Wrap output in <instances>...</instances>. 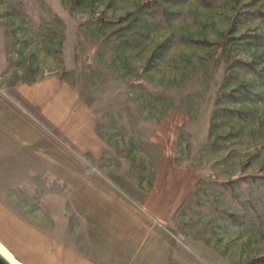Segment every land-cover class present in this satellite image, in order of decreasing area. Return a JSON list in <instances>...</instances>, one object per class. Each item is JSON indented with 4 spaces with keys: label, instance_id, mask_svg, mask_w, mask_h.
Masks as SVG:
<instances>
[{
    "label": "rangeland",
    "instance_id": "obj_1",
    "mask_svg": "<svg viewBox=\"0 0 264 264\" xmlns=\"http://www.w3.org/2000/svg\"><path fill=\"white\" fill-rule=\"evenodd\" d=\"M131 242L264 264V0H0L1 246L123 264Z\"/></svg>",
    "mask_w": 264,
    "mask_h": 264
},
{
    "label": "crops",
    "instance_id": "obj_2",
    "mask_svg": "<svg viewBox=\"0 0 264 264\" xmlns=\"http://www.w3.org/2000/svg\"><path fill=\"white\" fill-rule=\"evenodd\" d=\"M106 196L111 198L110 200H107V203L108 205H110V207L114 208L113 212H111L112 216H114L116 219H121V218L123 219L124 228L129 233V236H132L136 232L135 231L136 229H140L142 227H145L147 232L151 231V227L147 222L148 220H145V222L142 223V227H141L139 221L141 218L140 212L133 209L132 204L127 203L126 200L123 197H121L120 194L117 193V191L109 190L106 192ZM133 242H131L132 243L131 249L128 250L129 251L132 250V252L134 250L135 254H132L131 252L130 257H128L126 259L127 261L123 264H144V261H142L143 258H139V256L136 255V251L138 250H137V246H135Z\"/></svg>",
    "mask_w": 264,
    "mask_h": 264
},
{
    "label": "bare ground",
    "instance_id": "obj_3",
    "mask_svg": "<svg viewBox=\"0 0 264 264\" xmlns=\"http://www.w3.org/2000/svg\"><path fill=\"white\" fill-rule=\"evenodd\" d=\"M0 255L5 258L10 264H20L9 254L8 250L0 244Z\"/></svg>",
    "mask_w": 264,
    "mask_h": 264
},
{
    "label": "water",
    "instance_id": "obj_4",
    "mask_svg": "<svg viewBox=\"0 0 264 264\" xmlns=\"http://www.w3.org/2000/svg\"><path fill=\"white\" fill-rule=\"evenodd\" d=\"M0 264H10L5 258L0 255Z\"/></svg>",
    "mask_w": 264,
    "mask_h": 264
}]
</instances>
